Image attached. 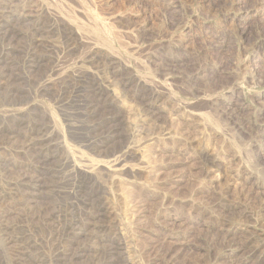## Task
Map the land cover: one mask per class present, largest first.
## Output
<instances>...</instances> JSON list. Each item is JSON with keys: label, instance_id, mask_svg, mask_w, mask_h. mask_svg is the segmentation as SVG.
I'll return each instance as SVG.
<instances>
[{"label": "rangeland", "instance_id": "rangeland-1", "mask_svg": "<svg viewBox=\"0 0 264 264\" xmlns=\"http://www.w3.org/2000/svg\"><path fill=\"white\" fill-rule=\"evenodd\" d=\"M0 48V194L39 177L79 236L17 197L2 264H264V0H0Z\"/></svg>", "mask_w": 264, "mask_h": 264}, {"label": "bare ground", "instance_id": "bare-ground-1", "mask_svg": "<svg viewBox=\"0 0 264 264\" xmlns=\"http://www.w3.org/2000/svg\"><path fill=\"white\" fill-rule=\"evenodd\" d=\"M72 10V9H71ZM11 11V10H10ZM6 12V11H5ZM73 14V13H72ZM74 15V14H73ZM7 18V17H6ZM69 32V31H68ZM75 36V35H74ZM72 37V36H71ZM83 37V35H82ZM84 38V37H83ZM71 39V38H70ZM77 39V38H76ZM69 40V39H68ZM31 41V40H30ZM84 41V40H83ZM82 46V45H81ZM90 48V47H89ZM1 49V48H0ZM27 52V51H26ZM6 54V53H5ZM100 54V53H99ZM6 56V55H5ZM43 65V64H42ZM119 66V64H118ZM15 68V67H14ZM23 76V75H22ZM84 81V80H83ZM7 82V81H6ZM24 82V81H23ZM93 84V83H92ZM74 85V84H73ZM85 88V87H84ZM39 89V88H38ZM79 89V88H78ZM78 92V91H77ZM82 93V92H81ZM35 95V94H34ZM83 96V94H82ZM94 97V96H93ZM77 98V97H76ZM86 99V98H85ZM11 100V99H10ZM74 104V103H73ZM90 105V104H89ZM77 113V112H76ZM86 121V120H85ZM88 121V120H87ZM91 124V123H90ZM37 128V127H36ZM30 129V128H29ZM40 130V129H39ZM46 133V132H45ZM52 133V132H51ZM44 135V134H43ZM88 136V135H87ZM56 137V136H55ZM78 137V136H77ZM42 138V137H41ZM104 138V137H103ZM51 142V141H50ZM47 143V142H46ZM33 144H35V141L33 142ZM86 144V143H85ZM100 145V144H99ZM56 147V146H55ZM90 147V146H89ZM38 151V150H37ZM115 153V152H114ZM45 154V153H44ZM130 154V153H129ZM133 154V153H132ZM124 158V157H123ZM37 161V160H36ZM65 164H68L71 167L70 173H72V175L74 176L75 174V179L73 182V189L70 190V194H72L75 197H78V192L79 195L81 196V198H83V200H79V204H81L83 206V208H85L86 210L91 211L92 209H94V205H91V203L89 204L88 202L90 201V195L88 194L87 189L88 185L90 183V180H88V178H86V176L84 177L83 175H81V172L73 165H71V163H69V161L67 159H65ZM26 171V170H25ZM107 172V171H106ZM83 173V172H82ZM108 173V172H107ZM21 174V173H20ZM88 174V173H87ZM52 175V174H51ZM104 175V174H103ZM110 175V174H109ZM54 176V175H53ZM46 178V177H45ZM52 178V177H51ZM56 178V177H55ZM19 179V178H18ZM90 179V178H89ZM12 181V180H11ZM47 181V180H46ZM53 182V181H52ZM101 182V181H100ZM26 183V182H24ZM19 184V183H18ZM45 182L42 179H40L39 177L37 178V180L35 181V184L33 187L27 189L26 193H25V189L23 186L16 185L13 187H8L6 190H3L4 195L0 194V203L1 206H3L4 210H0V224H1V220L7 217H10V215L12 214V212H14L15 208L12 207V200L15 201V198L17 197H22V198H27V200L30 202V207L31 211H34L33 213H35L36 217L38 218L39 221V225H37V227L33 230V232H40L43 230H48V234H46V236L44 237H37L35 238V241L32 243V245L34 246H38V244L43 245L44 243H49L50 241L56 240L59 236L58 233H62L65 234V238L67 237V239H70L68 242V246L72 247L73 243H71V241L73 240H77L78 239V235L76 233V228L75 226L78 224L76 222L75 216H73L72 211L73 208L75 207L72 202L69 205H57L56 207H54V210H52L51 212H44L41 208L38 207L39 204H42L43 199L46 196L45 193ZM107 184V183H106ZM29 185V184H28ZM31 185V184H30ZM91 185V184H90ZM1 186V184H0ZM49 186V185H48ZM96 184L94 183L92 185V187H95ZM3 187V186H2ZM7 187V186H5ZM21 187H23L24 191H21ZM100 187V186H99ZM1 188V187H0ZM4 188V187H3ZM101 188V187H100ZM2 189V188H1ZM98 190V189H97ZM103 191V190H102ZM65 192L64 189L59 188V193L56 196L59 197L61 196L63 193ZM99 193V192H98ZM105 193V192H104ZM105 197V196H104ZM62 199V198H61ZM77 199V198H76ZM11 200V201H10ZM17 200V199H16ZM94 200V199H93ZM98 201V200H97ZM59 202V201H58ZM96 203V202H95ZM15 204V203H14ZM93 204V203H92ZM76 205V204H75ZM78 206V205H77ZM96 207V206H95ZM17 208V207H16ZM79 208V207H78ZM103 208V207H102ZM52 209V208H51ZM96 209V208H95ZM80 211V210H79ZM81 212V211H80ZM83 212V211H82ZM81 212V213H82ZM110 212V211H109ZM87 214V213H86ZM85 214V215H86ZM13 215V214H12ZM88 215V214H87ZM107 215H108V211L107 210H101L98 212H95V215H90L87 216L88 217V221L90 222L89 224L91 226H93V228L95 229V231H102V230H106V225L104 226L103 224L105 222V219H107ZM112 215V214H111ZM80 216V215H79ZM81 218V217H80ZM110 218V217H109ZM8 220V219H6ZM111 220V219H110ZM34 221V220H33ZM12 222V221H11ZM86 222V221H85ZM15 223V222H14ZM17 223V222H16ZM20 223V221H19ZM87 223V222H86ZM113 223V222H112ZM22 224V223H21ZM80 224V223H79ZM83 224V223H82ZM85 224V223H84ZM4 225V224H3ZM9 225V224H8ZM30 225V224H29ZM109 225V224H108ZM10 226V225H9ZM21 226V225H20ZM108 227V226H107ZM110 227V226H109ZM108 227V228H109ZM16 228V227H15ZM1 229V228H0ZM79 229V228H78ZM81 229V228H80ZM83 229V228H82ZM85 229V228H84ZM110 229V228H109ZM2 231V230H1ZM6 231V230H5ZM59 231V232H58ZM8 232V231H7ZM41 232V233H42ZM47 232V231H44ZM78 232V231H77ZM6 233V232H5ZM29 233V232H28ZM104 233V232H103ZM102 233V234H103ZM17 234V233H16ZM23 234V233H22ZM57 234V235H56ZM99 234V233H98ZM30 235V234H29ZM23 236V235H22ZM11 237V236H10ZM17 237V236H14ZM27 237V236H26ZM29 237V236H28ZM31 237V236H30ZM29 237V238H30ZM86 237V236H85ZM95 237V235H94ZM7 239V244L9 246L15 247L18 245L19 246H25V247H29L30 242L26 241L24 239L19 238H6ZM5 239V240H6ZM28 239V238H27ZM91 239V238H90ZM88 238V240H90ZM31 241V242H32ZM56 242V241H55ZM74 242V241H73ZM54 243V242H53ZM64 243V242H63ZM15 245V246H14ZM30 245V246H32ZM48 246V245H47ZM58 246V245H57ZM7 247V246H6ZM33 247V246H32ZM61 247V246H60ZM64 247V246H63ZM8 248V247H7ZM30 248V247H29ZM45 248V247H44ZM12 249V248H11ZM8 249V250H11ZM15 249V248H14ZM18 249V248H17ZM36 249V248H35ZM65 249V248H64ZM13 250V249H12ZM16 250V249H15ZM31 250V249H30ZM29 250V251H30ZM44 250V249H43ZM18 251V250H16ZM56 251V250H55ZM13 252V251H12ZM15 252V251H14ZM19 252V251H18ZM22 252V251H21ZM20 252V253H21ZM44 252V251H43ZM24 253V252H23ZM61 253V252H59ZM16 254V253H15ZM34 254V253H33ZM36 254V253H35ZM39 254V253H38ZM120 254V253H119ZM12 255V254H11ZM24 255V254H23ZM46 255V254H44ZM59 255V254H58ZM21 254H18V257H20ZM31 257V256H30ZM38 257V256H37ZM24 258V257H23ZM26 258V257H25ZM53 258V257H52ZM42 259V258H41ZM40 259V260H41ZM12 260V259H10ZM22 260V259H20ZM39 260V261H40ZM23 261V260H22ZM27 261V260H26ZM30 262V261H28ZM47 262V261H46ZM17 263V262H16ZM31 263V262H30ZM40 263V262H39ZM0 264H2V262L0 261ZM7 264V263H6ZM11 264V263H10ZM13 264V263H12ZM19 264V263H18ZM47 264V263H46ZM71 264V263H70Z\"/></svg>", "mask_w": 264, "mask_h": 264}]
</instances>
